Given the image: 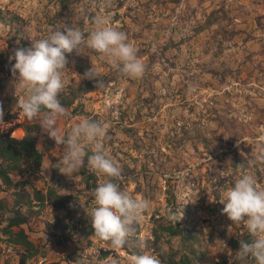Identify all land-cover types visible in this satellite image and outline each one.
<instances>
[{
  "label": "rangeland",
  "instance_id": "374dc122",
  "mask_svg": "<svg viewBox=\"0 0 264 264\" xmlns=\"http://www.w3.org/2000/svg\"><path fill=\"white\" fill-rule=\"evenodd\" d=\"M97 17H107L112 27L127 34L146 65L145 75L124 77L86 46L80 54H67L70 70L64 91L81 85L85 79L80 76L91 67L99 77L111 72L117 76L81 94L56 127L66 133L82 118L106 124L104 146L127 174L122 175V190L147 199L150 208L137 221L136 234L124 250L78 233L70 234L63 246L53 245L52 226L63 212L45 206L23 225L38 248L46 241L41 248L45 257L27 264H131L133 255L158 256V247L176 252L178 259L183 252L180 238L164 234L155 242L153 218L167 217L170 210L178 212L183 206L178 222L194 228L201 262L234 258L229 240L247 232L233 229L222 214L224 194L244 173L264 188V163L255 161L264 151V0H0V61L64 25L87 34L95 29ZM8 61L0 63V103L10 126L0 128L15 127L13 135L20 136L21 127L34 120H15L19 108L10 70L15 61ZM16 94L23 98L19 88ZM47 139L38 138L42 166L28 178L36 188L52 186L61 194H75L87 216L95 188L86 186L85 177L93 173L99 183L103 177L90 171L86 162L72 177L61 174L55 165L64 155L63 146L52 140V147L46 148ZM241 143L248 167L234 171L229 165L232 149ZM136 180L142 189L137 193ZM167 180L173 184L176 204L166 202ZM0 199L9 206L11 192L0 191ZM17 249L0 234V264H17Z\"/></svg>",
  "mask_w": 264,
  "mask_h": 264
},
{
  "label": "clouds",
  "instance_id": "9594fccd",
  "mask_svg": "<svg viewBox=\"0 0 264 264\" xmlns=\"http://www.w3.org/2000/svg\"><path fill=\"white\" fill-rule=\"evenodd\" d=\"M95 24V29L87 34L80 28L64 25L52 29L45 38L31 41L29 48L15 49L9 56L10 62L15 61L10 70L15 77L16 105L20 114L30 122L39 120L41 128L55 145L63 146L64 155L55 168L72 177L86 161L90 171L103 177L93 190V206L87 217L93 229L92 236L97 241L112 249H121L135 236L136 223L150 208V201L121 190L118 181L122 179V169L103 143L107 135L106 124L82 118L66 133L56 127L61 117L69 115L59 99L70 70L67 54L73 51L80 54V48L86 46L124 77L142 79L145 75L146 65L138 57L137 48L128 42L127 34L112 27L107 17H97ZM81 79H94L96 87L103 86L92 67L80 76ZM17 88L23 98H18ZM3 117L4 109L0 103V125H9ZM255 161L264 163V151L257 153ZM195 195L191 202H195L192 200ZM221 203L224 205L222 214L231 221V227L243 228L250 237L247 241L239 240L236 259L245 264L249 260L253 264H264V188L258 187L252 175L244 173L225 192ZM183 207L178 212L170 210L168 213L167 218L175 225L183 218ZM131 264H161V261L155 254L144 253L133 255Z\"/></svg>",
  "mask_w": 264,
  "mask_h": 264
},
{
  "label": "trees",
  "instance_id": "16d2710c",
  "mask_svg": "<svg viewBox=\"0 0 264 264\" xmlns=\"http://www.w3.org/2000/svg\"><path fill=\"white\" fill-rule=\"evenodd\" d=\"M64 8L67 9V4L64 5ZM212 14L210 13V15ZM69 15V13L65 14L66 17H69ZM8 59L7 57L3 58L0 63L3 64ZM116 76V72H111L104 77H99V79L105 84L115 80ZM96 82L94 79H85L81 85L63 91L59 97L62 106L69 108L81 94L93 90L96 87ZM14 128L11 127L6 131L0 130V191H10L12 195L9 206L0 199V234L4 236L8 244L18 248L19 259L17 264H27L32 258L45 257L44 252H41V248L45 247L46 241L38 248L35 242L30 239L29 233L23 225L40 214V210L45 206H50L54 211L63 212L61 217H55V223L52 226L54 229V233H51V236L54 234L53 245H65L70 238V234L74 233H78L80 237L86 239L92 236L93 229L91 228L90 218L85 215L87 210L85 211L79 205L78 197L75 194H61L59 193L60 188L52 186L47 187L45 190L36 188L27 176L36 174L42 166L43 153L37 147L38 138L40 136L48 138L45 140L47 143L46 148L53 145L52 139H49L44 129L41 128L39 120L23 125L21 127L23 133L20 136L13 135ZM242 145L243 143L232 149V159L229 165L234 171L248 167L247 157L242 151ZM124 168L128 174L132 173V169H129L126 165H124ZM82 174L85 175L86 172L82 171ZM122 175L127 174L122 171ZM123 178L126 179V177ZM85 179L88 188L94 189L99 184L93 173H87ZM122 182V179L118 181L121 190L123 188ZM166 186L167 204H176L171 190L173 184L167 180ZM141 190L140 182L137 181L135 192ZM153 220L155 242L159 241L164 234L178 236L183 249L179 258L175 259L176 252L166 253L161 247H158V256L163 264H204L197 254L198 250L195 244L198 241L197 236L193 234V227L187 228L184 223L180 222L175 225L163 215H157ZM241 239L247 241L250 237L247 233L240 238L229 240L230 247L235 253L239 248V240ZM128 246L127 243L121 249L127 250ZM110 252L109 250L103 251V256H108ZM135 252L134 254H137ZM46 264H58V262L52 261ZM208 264H245V262L236 259L235 255L232 259L227 256L222 257L220 260L210 259Z\"/></svg>",
  "mask_w": 264,
  "mask_h": 264
},
{
  "label": "built area",
  "instance_id": "2783aa9c",
  "mask_svg": "<svg viewBox=\"0 0 264 264\" xmlns=\"http://www.w3.org/2000/svg\"><path fill=\"white\" fill-rule=\"evenodd\" d=\"M19 110V109H18ZM15 120L17 121V122H21V121H28V122H30L29 120H27V119H25L21 114H20V110L18 111V113H17V116L15 117Z\"/></svg>",
  "mask_w": 264,
  "mask_h": 264
}]
</instances>
